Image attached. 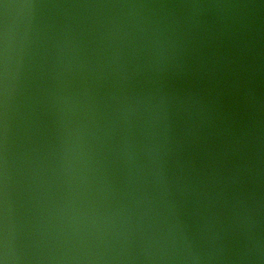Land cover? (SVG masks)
I'll return each mask as SVG.
<instances>
[{"label":"water","instance_id":"1","mask_svg":"<svg viewBox=\"0 0 264 264\" xmlns=\"http://www.w3.org/2000/svg\"><path fill=\"white\" fill-rule=\"evenodd\" d=\"M0 264H264V0H0Z\"/></svg>","mask_w":264,"mask_h":264}]
</instances>
